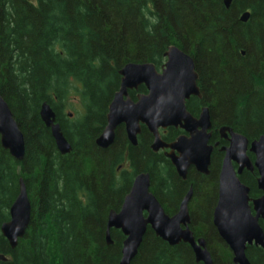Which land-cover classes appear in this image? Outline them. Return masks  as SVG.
Returning a JSON list of instances; mask_svg holds the SVG:
<instances>
[{"label":"trees","instance_id":"trees-1","mask_svg":"<svg viewBox=\"0 0 264 264\" xmlns=\"http://www.w3.org/2000/svg\"><path fill=\"white\" fill-rule=\"evenodd\" d=\"M249 13L247 22L240 16ZM174 46L193 60L201 100L185 103L197 118L208 108L209 144L221 141L217 130L230 128L249 143L264 136V0H0V97L24 140L21 161L0 145V226L22 180L31 207L30 223L14 250L0 235V264H118L124 237L110 231L109 212H118L134 178L148 174L149 192L164 213L173 216L192 185L189 229L203 239L212 264H232V255L212 225L222 154L214 149L209 175L193 169L185 182L161 152L151 151L144 127L131 146L122 126L112 145H95L119 88V71L129 63H151L159 70L167 48ZM79 95L82 114H64L71 92ZM143 86L129 92L135 101ZM194 101V102H193ZM47 103L71 152L60 155L39 118ZM160 133L165 143L179 135ZM253 160V157L248 155ZM257 174L239 177L257 190ZM262 226V223H260ZM250 264H264L260 248L247 247ZM130 264H197L188 245L170 247L147 232Z\"/></svg>","mask_w":264,"mask_h":264},{"label":"water","instance_id":"water-1","mask_svg":"<svg viewBox=\"0 0 264 264\" xmlns=\"http://www.w3.org/2000/svg\"><path fill=\"white\" fill-rule=\"evenodd\" d=\"M231 1L222 0L225 9H229ZM248 18L249 13L245 12L240 16V21L245 23ZM163 57L165 62L159 71L151 63H129L122 67L119 71V88L108 106L106 125L95 140V145L102 150L109 148L114 141L115 130L122 126L128 143L136 147L137 136L141 127H144L152 137L151 151L155 154L162 152L180 180H186L190 168L200 175L208 176L211 155L218 143L209 144L212 124L208 108H202L197 118L186 111L185 102L190 97L201 98L193 60L174 46L168 47ZM141 86L146 93L136 95L133 101L128 93L137 91ZM39 118L50 131L58 153L62 156L69 154L71 146L56 123L55 113L45 102L40 106ZM177 128L185 134L170 144L163 142L160 131ZM218 134L227 146L219 149L223 157L212 225L230 251L232 264H250L246 257L247 247L260 248L264 254V195L251 199L249 188L241 183L239 177L243 172L255 171L257 190L264 192V136L249 143L245 137L227 127L220 128ZM0 145L12 159L22 160L23 136L1 97ZM248 154L253 156V161ZM149 188V175H137L123 198L120 210L108 214L106 245L113 244L110 239L111 230L119 231L124 237L118 264L131 263L147 228L170 247L188 245L197 264H212L205 241L195 239L189 229L188 204L192 198V189L182 198L177 213L168 216ZM30 216L31 207L26 188L23 181L19 180L18 195L9 209V220L0 226V235L11 250L24 237ZM6 260L0 254V262Z\"/></svg>","mask_w":264,"mask_h":264},{"label":"rangeland","instance_id":"rangeland-1","mask_svg":"<svg viewBox=\"0 0 264 264\" xmlns=\"http://www.w3.org/2000/svg\"><path fill=\"white\" fill-rule=\"evenodd\" d=\"M66 105L64 108V114L71 115L69 120L77 119L83 112V109L80 105L79 95L75 92H71L68 95V99L66 100Z\"/></svg>","mask_w":264,"mask_h":264},{"label":"flooded vegetation","instance_id":"flooded-vegetation-1","mask_svg":"<svg viewBox=\"0 0 264 264\" xmlns=\"http://www.w3.org/2000/svg\"><path fill=\"white\" fill-rule=\"evenodd\" d=\"M200 92V91H199ZM141 95H143V94H141ZM201 95V94H200ZM191 99L193 98V99H197V100H201L202 99V96H201V98H197V97H190ZM190 98L187 100V102L190 100ZM190 102V101H189ZM194 102V101H193ZM202 108L201 107H198V109L197 110H201ZM199 113H200V111H199ZM199 115V114H198ZM198 117V116H197ZM176 132H179L180 134L176 137V138H178L179 136H181V135H183V134H185L181 129H179V128H177V129H174ZM211 130H212V128H211ZM176 138H175V140H176ZM174 140V141H175ZM173 141V142H174ZM172 143V142H171ZM217 151H218V148H215ZM214 151V150H213ZM213 153V152H212ZM219 153V152H218ZM220 154V153H219ZM191 169H193V168H190L188 171H190ZM194 170V169H193ZM195 171V170H194ZM195 173H197L196 171H195ZM198 174V173H197ZM200 175V174H199ZM219 175V174H218ZM182 181V180H181ZM186 181V180H185ZM185 181H182V182H185ZM192 187V185H189V187H188V189H187V191L190 189ZM192 189V188H191ZM185 196V195H184ZM216 205V204H215ZM215 207V206H214ZM214 209V208H213Z\"/></svg>","mask_w":264,"mask_h":264}]
</instances>
